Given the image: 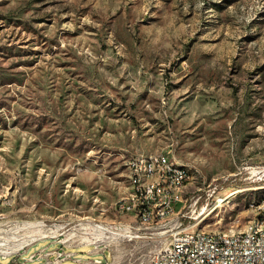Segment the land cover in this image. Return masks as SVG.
<instances>
[{"label":"rangeland","instance_id":"rangeland-1","mask_svg":"<svg viewBox=\"0 0 264 264\" xmlns=\"http://www.w3.org/2000/svg\"><path fill=\"white\" fill-rule=\"evenodd\" d=\"M157 153L193 167L186 224L233 233L259 216L264 0H0V241L25 222L61 239L130 224L128 167ZM169 241L136 223L62 264H150Z\"/></svg>","mask_w":264,"mask_h":264},{"label":"built area","instance_id":"built-area-1","mask_svg":"<svg viewBox=\"0 0 264 264\" xmlns=\"http://www.w3.org/2000/svg\"><path fill=\"white\" fill-rule=\"evenodd\" d=\"M195 176L192 166L179 163L164 153L137 158L128 167L129 190L116 204L119 213L134 216L130 224L105 226L92 223L81 226L82 231H69L67 237L61 239V234L56 235L55 226L52 229V226L40 222H25L16 227L23 233L13 239L15 251L8 255L0 252V256L3 259L13 257L11 263L21 264L18 262L21 255L31 246L48 239L59 244L60 248H43L32 254L29 262L46 260L44 264H62L76 255L72 249L86 246L94 247L92 254H105L106 249L101 243L107 233L118 236L121 231L140 223L149 229L165 228L170 237L164 248L154 252L150 264H264V204L259 206V216L240 231L225 233L198 229L196 224L185 222L191 218L186 208L195 197L188 196ZM216 193L217 189L210 187L202 213L208 209L209 201ZM42 232L48 234L35 238ZM92 262L112 264L101 259Z\"/></svg>","mask_w":264,"mask_h":264},{"label":"bare ground","instance_id":"bare-ground-1","mask_svg":"<svg viewBox=\"0 0 264 264\" xmlns=\"http://www.w3.org/2000/svg\"><path fill=\"white\" fill-rule=\"evenodd\" d=\"M109 239V237H107ZM10 242L7 239L0 241V252L4 255L13 253L15 250L12 247H9Z\"/></svg>","mask_w":264,"mask_h":264},{"label":"crops","instance_id":"crops-1","mask_svg":"<svg viewBox=\"0 0 264 264\" xmlns=\"http://www.w3.org/2000/svg\"><path fill=\"white\" fill-rule=\"evenodd\" d=\"M180 163V162H179ZM183 164H189V163H183Z\"/></svg>","mask_w":264,"mask_h":264},{"label":"water","instance_id":"water-1","mask_svg":"<svg viewBox=\"0 0 264 264\" xmlns=\"http://www.w3.org/2000/svg\"><path fill=\"white\" fill-rule=\"evenodd\" d=\"M10 264H15V263H10Z\"/></svg>","mask_w":264,"mask_h":264}]
</instances>
